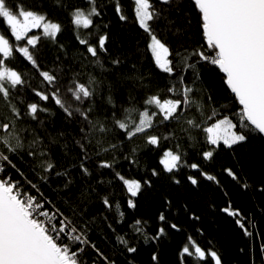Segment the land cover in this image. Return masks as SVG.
I'll return each mask as SVG.
<instances>
[{
  "label": "snow or ice",
  "instance_id": "snow-or-ice-1",
  "mask_svg": "<svg viewBox=\"0 0 264 264\" xmlns=\"http://www.w3.org/2000/svg\"><path fill=\"white\" fill-rule=\"evenodd\" d=\"M110 2L119 20L128 21L121 0ZM131 3L133 22L148 37L135 59L109 51L110 36L103 31L108 25L102 29L99 23L101 0H85L86 6L69 12L77 42L74 55L59 44L64 25L50 18L43 3L0 0V264H136L137 236L145 244H157L150 259L160 264L159 243L169 230L181 228L162 211L154 233L145 231L147 221L141 219L128 223L130 236L117 231L115 224L126 221L114 189L120 187L127 208L135 210L137 198L153 187L151 178H128L120 164L138 168L139 152L150 147L162 151L158 164L176 185L181 180L175 174L187 168L197 174L187 175L193 187H199L201 178L220 186L204 164L214 161L221 146L234 150L250 138H264V0H190L203 37L195 44L189 14L183 29L172 18L183 0ZM52 6L67 7L64 0H52ZM181 37L182 43H172ZM45 39L61 51L51 68L41 53ZM149 54L163 76L143 71ZM19 58L26 62L23 69L13 66ZM205 69L222 74L239 105L233 112L238 123L205 87ZM52 103L74 132L49 130ZM141 137L143 145L136 143ZM197 147L204 163L189 160V150ZM161 171L152 168L151 177ZM223 171L242 189L251 187L232 167ZM258 191L264 193V186ZM91 202L115 215L97 216L90 211ZM166 204L171 208L172 201ZM222 211L245 236L253 235L231 202ZM190 219L200 217L192 214ZM101 226L114 237L118 252L92 238ZM260 253L264 255V245ZM193 261L223 264L214 245L202 247L189 235L179 264Z\"/></svg>",
  "mask_w": 264,
  "mask_h": 264
},
{
  "label": "trees",
  "instance_id": "trees-1",
  "mask_svg": "<svg viewBox=\"0 0 264 264\" xmlns=\"http://www.w3.org/2000/svg\"><path fill=\"white\" fill-rule=\"evenodd\" d=\"M11 2L17 3L19 0H11ZM64 2L67 5L66 8H54L52 0H24V3L28 5L43 3L49 11L50 18L63 23V30L58 35L59 44L64 45L65 50L70 55H74L77 42L70 24L69 12L73 7L86 5L85 0H64ZM121 3L125 14L129 17L128 21L122 22L119 20L110 0H101L104 14L99 23L102 29L104 24L108 25L103 31L110 36L109 51L114 56L123 54L135 59L137 55L143 52L148 43V37L133 22L134 13L131 0H121ZM186 14H189L187 18L192 21L191 42L193 44L197 41L202 43L203 37L199 35L200 30L198 28V14L193 11L190 0H183L179 13H172V18L176 22L175 27L181 29L185 27ZM0 28H2V25H0ZM183 39V37L173 39L172 43L174 45L182 43ZM41 53L49 68L54 66L53 61L56 56L61 55L59 48L48 39L43 41ZM12 63L14 67L21 69L26 64L23 58H19ZM142 69L145 73L155 72L160 76L164 75L159 73L152 65L150 54L143 62ZM202 80L205 87L215 92L217 105H227V114L231 115L233 121L238 123V117L233 115V112L239 111V105L233 102V96L223 84L222 74L215 69H205L202 73ZM158 82L161 83V86L163 85V81ZM32 83L35 84L36 81L32 80ZM51 107L55 115L51 118L52 123L49 125V130L74 132L75 126L65 120L63 113L56 108L54 103ZM136 143L143 145V138H137ZM168 146V143L164 144V147ZM189 151L190 162L200 160L201 163H204L198 156L199 147ZM161 155V150H153L150 147L143 148L139 152L141 159L138 168L133 167L129 170L127 162L120 164L128 178H151L153 187L143 196L137 198V208L135 210L127 208V197L121 194L123 190L120 187L114 189L115 199L120 201V211L125 213L126 221L124 224H115L117 231L121 234L128 232L130 236L131 230L127 227L128 223L135 219H141L147 221L145 231L154 233L158 225V215L164 211L171 222L179 224L181 231L169 230V236L159 243L160 264H179V251L187 242V236L189 235L202 247L208 248L214 245L222 255L223 264H264V255L260 253V247L264 245V193L258 191L259 187L264 186V138L259 136L250 138L247 143L236 146L234 150H228L221 146L214 161L211 164H204L205 170L217 176L220 186L201 178L199 187H193L187 181V175L197 174L187 168L175 174L176 178L181 180V184L176 185L168 174L161 171V166L158 164ZM21 167L24 166L21 165ZM225 167H232L241 175L242 179L247 180L251 187L248 190L242 189L224 173L223 169ZM152 168L161 171V175L151 177ZM9 171L12 170L9 169ZM13 177L16 178L14 172ZM79 180L80 177L77 176V182ZM45 191L48 192L47 189ZM103 191L106 192L107 189H103ZM224 192H227L228 195L225 196ZM48 194L52 195L50 192ZM166 200L172 201L171 208H168ZM229 202H231L233 209H239L246 218V226L253 233L251 237L245 236L243 230L236 224L235 219L222 211L223 208L228 206ZM185 206L187 211H185ZM90 211L97 216L101 213H105L110 217L115 215V213L105 212L103 206L96 202L90 203ZM192 214L199 216L200 219H190ZM248 221H251V224H248ZM106 236L112 237V234L104 226H101L92 234V238L97 240L101 246H107L109 249L118 252L119 247L114 237L105 239ZM134 242L138 246L136 264H152L150 257L152 252L157 249V244H145L140 236H137ZM117 258L121 262L125 259L124 256H118ZM193 264H199V262L193 261Z\"/></svg>",
  "mask_w": 264,
  "mask_h": 264
},
{
  "label": "water",
  "instance_id": "water-1",
  "mask_svg": "<svg viewBox=\"0 0 264 264\" xmlns=\"http://www.w3.org/2000/svg\"><path fill=\"white\" fill-rule=\"evenodd\" d=\"M230 92V91H229ZM232 95V94H231Z\"/></svg>",
  "mask_w": 264,
  "mask_h": 264
}]
</instances>
